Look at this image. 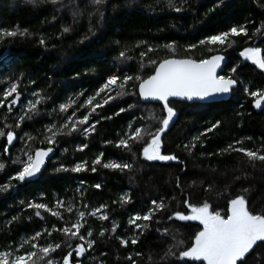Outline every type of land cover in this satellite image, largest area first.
<instances>
[{"label":"trees","instance_id":"obj_1","mask_svg":"<svg viewBox=\"0 0 264 264\" xmlns=\"http://www.w3.org/2000/svg\"><path fill=\"white\" fill-rule=\"evenodd\" d=\"M172 4L170 8L168 0H104L97 10L93 0H58L55 5L46 0H37L35 4L29 0H0V28L26 29L30 33L0 40V53L9 52L7 61L0 56V99H5L2 92L9 80H19L18 91L22 96L10 112L8 100L13 97L6 98L0 106V128L7 131L8 125L16 134L8 152L4 150L6 136L0 137V162L5 163V169L0 171V185L7 184L9 177L19 170V165L12 161L24 157L21 150L34 154L36 148H47L45 137L49 133L45 128L63 123L88 96H95L108 76L122 79L127 74L146 78L154 71L150 60L158 62L170 56L203 59L222 53L228 58L222 75H229L230 69L235 68L232 78L238 83L231 98L225 101H170L177 115L162 134L161 143L162 154L179 158L170 161L147 160L142 155L147 137L140 142L130 141V149L116 144L136 127L151 131L159 127L163 104L142 102L136 81L125 86L126 95L116 97L117 88L101 93L94 103H101L107 95L115 98L89 117L88 124L99 121L95 131L87 135L81 130L58 135L51 145L56 155L36 180L23 183L13 180L12 187L0 189V251L5 248L21 251L24 237L40 231L41 236L24 244L23 250H31V243L40 246L59 243L61 247L50 253L55 264H63V256L70 252V264H131L129 256L136 264H202L192 258H180L181 249L176 250L177 255L162 259L173 243V234L190 246L202 227L199 221L178 218L168 221L167 217L175 211L190 214L184 200L192 205L206 201L210 210L224 213L230 199L244 194L250 210L264 213V162L256 161L253 165L238 151H223L234 141L240 142L234 145L237 148L256 150L264 145V110L256 111L253 106L259 92H264V69L240 55L246 47H259L264 55V34L253 36L254 29L264 22V0H172ZM77 8L81 14L74 17ZM234 25H245L247 35L230 36L234 41L230 46L227 42L199 45L205 36L227 31ZM62 26L70 27L71 31L61 35ZM250 36L253 38L249 39ZM41 37L45 39L44 45L38 42ZM173 41L174 52L163 47ZM190 44L197 47L189 49ZM149 47L153 50L148 51ZM123 50H127V58H118ZM141 52L146 53L143 58ZM258 90L256 97L249 94ZM36 92L46 99L37 105L38 113L31 120L25 119L16 127L18 116L27 110L26 100L31 97L34 101ZM69 99L75 103L67 112H60L59 105ZM129 105L135 107L130 109ZM121 108L125 111L120 112ZM87 110V105L79 108L77 116ZM216 121L220 124L206 132ZM25 134L33 137L27 144ZM194 137L199 139L194 141ZM193 143L195 147L189 152L184 146L191 147ZM79 145L87 147L79 150ZM100 154H103L101 163L93 165L92 161ZM109 161L126 162L132 167L123 171L104 168L103 164ZM78 163L84 164L82 170L71 171ZM61 165L68 170H58ZM93 167L96 171H92ZM124 194L130 199L121 203ZM162 197L168 210L157 213L151 221H137L148 224L142 232L128 223L136 213L147 212L152 200L160 201ZM57 200L64 201L65 206L58 207ZM29 202L47 204L53 211H60L61 217L45 209H40L37 217V210L27 207ZM69 203L73 205L72 213L66 211ZM102 204L107 205L101 213L107 211L108 220L88 215ZM77 211L86 212L80 232L84 241L68 238L60 231L75 222ZM113 221L118 226L115 232L110 231ZM89 228L93 232L91 237L87 235ZM101 228L109 231L101 236ZM163 229H169L167 236L158 231ZM117 237L128 243L122 245ZM133 237L136 244L131 243ZM88 239L96 241L91 249L87 248ZM81 243L86 252L75 256V246ZM245 259L246 264H264V242L258 241Z\"/></svg>","mask_w":264,"mask_h":264},{"label":"snow or ice","instance_id":"obj_2","mask_svg":"<svg viewBox=\"0 0 264 264\" xmlns=\"http://www.w3.org/2000/svg\"><path fill=\"white\" fill-rule=\"evenodd\" d=\"M30 3H37V0H29ZM53 5L57 4L58 0H46ZM93 3L99 6L104 3V0H93ZM169 7H173L172 0H168ZM63 7V5H61ZM180 11L179 8L175 9ZM81 12L77 8L73 12V16L80 15ZM71 31L70 27H63L61 35ZM248 28L245 25L232 26L227 31L219 32L218 34L205 36L204 39L200 40L199 45L203 46L208 45H225L226 42L230 46L234 41L230 40V36H241L247 35ZM256 34H264V22H261V26L257 27L253 31V36ZM25 36L30 35L27 30L19 29H4L0 28V40L5 37H15V36ZM253 37L250 36L249 39ZM83 39L81 43H83ZM39 44L44 45L45 39L41 37L39 39ZM166 49H170L173 52L175 51V42H169L163 46ZM197 45L190 44L188 45L189 49H195ZM153 49L149 47L148 51ZM126 51L123 50L119 53L118 58H127ZM211 51V49H209ZM146 55L145 52H141L140 56L143 58ZM240 55L247 60L255 63L260 69H264V55H262V50L259 47H246L243 51L240 52ZM0 56L3 57L4 61L9 59V52L5 50L3 53H0ZM225 59L224 56L220 54L209 55L203 59H177L175 56H170L169 58L161 59L158 62L149 61V64L154 65V71L152 74L148 75L146 78L140 75L130 76L125 74L123 78L117 75L108 76L105 83L96 91L95 96H88L84 101V104L78 106L76 111H73L71 115L59 124L57 127L55 124H50L45 128V132L49 133L45 140L49 145L47 148H36L34 154L32 151H26L22 149L23 156L25 159L16 157L13 159V164L19 165V170L14 173V175L9 177V181L5 185H0V189H7L12 187V181L18 180L24 182L27 179L33 178L37 173L41 171L42 166L45 163V158L50 152H52L53 143L56 140L58 135H71L72 132L81 130L85 135L89 134L92 131H95V124L99 121H93L91 124H88L89 117L96 112L97 108L102 107L104 104H107L110 100H113L115 97L112 95H107L106 99H103L101 103L97 104L93 101L101 93L111 92L114 88H117L116 97L121 95H126L125 86L130 81L138 82V95L142 99H155L160 102H163L162 111L164 115L159 120V127H156L154 131L149 130L147 127H136L134 131L130 133H125L117 142V147H122L124 149H130L132 144L130 141L140 142L144 141L147 137L146 143L142 149V155L147 160H161V161H170L178 160L179 158L174 154H161V143H162V134L169 128L170 122L173 121L174 117L177 115L175 107L171 106L169 98L170 97H180L186 98L187 100H193V98H198L204 100L212 96H219L227 94L230 92V89L233 85L237 83L236 79L232 78V73H235L236 69H230L229 75H220L217 72V69L221 68V62ZM143 67V65H141ZM19 80H9L8 87L3 89L2 96L6 99L8 97H13L11 100H8L9 105H14L18 102L20 97V92L18 91ZM245 91L248 92V89L245 88ZM258 91L250 92L249 94L253 97L258 95ZM13 94H15L13 96ZM34 101H28L27 110L24 115L18 116L16 127H19L21 122L25 119L31 120L33 115L38 113L37 105L42 103L46 98L41 96L39 92L33 93ZM260 98L254 101L256 107H260L261 100H264V92H259ZM5 99H0V106L5 104ZM75 103L74 100L69 99L66 103H61L59 105L60 112H67L69 108ZM88 106V110L82 116H77V111L79 108ZM130 109L134 108L135 105H129ZM8 111H12L11 107L8 108ZM120 112H124L125 109L121 108ZM110 118V117H109ZM104 119V117H101ZM88 124L87 127L79 128L81 125ZM220 124V121H216L212 124L210 129H205V131H211L212 128H216ZM9 130L5 131L0 128V137L6 136L8 144H12L15 138V132L11 130V127L5 125ZM129 128H132V125L129 124ZM55 129V130H54ZM27 136V141L33 139V137L25 134ZM199 139L194 137L193 140ZM239 141H234L233 144H229L226 149L223 151H238L247 157L249 163L255 164L256 161L264 162V145L262 148L252 150L244 147H234L235 144H239ZM8 144L5 145V152L8 151ZM87 145H79V150H83ZM189 152L192 147H195L193 143L191 147L189 145L184 146ZM103 154L97 155L95 160L92 161L93 165L101 163V156ZM84 167L83 163H78L71 168L73 172H79ZM104 168L109 169H119L123 171L124 169H130L132 167L129 163H118L114 161H109L103 164ZM5 169V163L0 162V171ZM58 170H65L63 165ZM92 171H96V168L93 167ZM177 186L179 187V181H177ZM96 188H100L99 184L95 185ZM210 187V186H209ZM244 192L247 189L243 190ZM130 197L127 194H124L120 198L121 203H126ZM174 199V197L172 198ZM184 204H187L191 209L190 214L185 215L183 212L175 211L167 217L168 221H172L174 218L184 221H199L202 227L194 235V238L190 241V246H187L185 241L182 239H177V236L173 234L171 239L172 244L168 246L165 250L162 259H167L168 257H173L177 255L176 250L181 249L178 252L180 258H193L195 260H202L204 264H246V254L253 249L254 245H257V242H264V213L253 212L248 206V202L244 194H238L233 199H230L227 202L226 212L222 213L219 210L212 211L210 210V205L208 202H203L199 205L189 204L188 200L183 201ZM56 205L58 207H64V201L57 200ZM151 207L148 208L147 212L143 215L136 213L134 216L130 217L128 220L129 224L135 226V228L140 229L141 232L143 229L148 227L147 223L141 224L137 221H151L153 217L160 212L167 211L169 206L164 202L162 197L160 201L152 200ZM29 208H35L37 211L35 215L40 216V209H45L49 211L53 216L61 217L60 211H53L44 203H33L29 202L27 204ZM87 209V205H84ZM102 209H107V205H100L98 208H93L88 215L94 216L101 221H106L109 219L107 211L101 213ZM66 211L69 213L73 212V205L69 203L66 207ZM100 213L99 215H97ZM86 216L85 211H77V219L75 222L69 225H65L60 231L68 238H79L81 241L85 240V236L80 234L81 229L84 227V223L81 221L84 220ZM16 217H13L15 220ZM55 227V226H54ZM117 224L113 221L111 232L117 230ZM109 231L108 229L101 228L100 235L103 236ZM161 231V234L167 236L169 229L158 230ZM51 233H49L50 235ZM93 234L92 229L89 228L87 231L88 237H91ZM41 236V232L37 231L33 236L27 237L20 243V249L18 253H14L13 250L0 251V264H55V261L50 258V253L54 252L56 249L60 248L61 245L57 244H47L46 246H40L35 243H31V250H23L24 244H28L31 241L36 240ZM119 242L122 245H126L128 240L123 237H117ZM96 243L93 239L87 240V248L91 249ZM132 244L137 243L136 237L131 239ZM86 252L84 245L77 244L74 249L75 256H81ZM72 255L70 252L68 255L63 256V264H70L69 257ZM137 256L141 255L136 253ZM131 260V264H136L135 260L131 259V256L128 257ZM79 264V262H77Z\"/></svg>","mask_w":264,"mask_h":264},{"label":"water","instance_id":"obj_3","mask_svg":"<svg viewBox=\"0 0 264 264\" xmlns=\"http://www.w3.org/2000/svg\"><path fill=\"white\" fill-rule=\"evenodd\" d=\"M216 54H220V55H222V56L225 57V59L221 62V68L217 69V72L220 75H222V72L224 70V67H225V65L228 62V58L225 55H223L222 53H216ZM213 55H215V54H213ZM175 58H177V57H175ZM184 58H188V57H184ZM184 58H177V59H184ZM190 59H193V58H190ZM237 84L238 83H236L235 85H233L232 88L230 89V92L227 93V94H223V95H219V96H212V97L206 98L204 100H200L198 98H193V100H187L186 98L170 97L169 98V101H171V100H178V101H187L189 103H195V102H199V103H209V102H216V101H225V100H228L229 98H231L232 93H233V89L237 87ZM138 92H139V89H138ZM259 98H260V96L257 97L256 100L259 99ZM140 99H141L142 102H145V103H150L151 102V103H161V104H163V102H160V101L155 100V99H152V98H149V99H146V100L145 99H142V98H140ZM19 100H20V98H19ZM253 106H254V108H255L256 111H262V110H264V100H261L260 107H256L255 104H253ZM15 140H16V135H15V138H14V141H13L12 144H8V142H7V144H8V151L10 150V148H12ZM55 155H56V150H55L54 147H52V152H50L48 154V156L45 158V163L42 166L41 171L39 173H37L33 178H30V179H27V180H30V181L36 180L42 174V172L46 169L49 161L52 158H54Z\"/></svg>","mask_w":264,"mask_h":264},{"label":"rangeland","instance_id":"obj_4","mask_svg":"<svg viewBox=\"0 0 264 264\" xmlns=\"http://www.w3.org/2000/svg\"><path fill=\"white\" fill-rule=\"evenodd\" d=\"M244 58V57H243ZM245 60H247L246 58H244ZM248 61H250V60H248ZM252 62V61H251ZM28 101H31V97L29 98L28 97V99L26 100V103H28ZM24 104V103H23ZM161 154H162V152H161ZM26 157H23L22 159H25ZM27 237H31V236H25L24 237V239H26ZM23 238V237H22ZM7 250H13V249H11V248H5V249H2L1 251H7ZM19 249L17 248L15 251H14V253H18L19 251H18ZM251 251V250H250ZM247 255V254H246ZM193 259V258H192ZM199 261H201L202 262V264H204V262L202 261V260H199Z\"/></svg>","mask_w":264,"mask_h":264},{"label":"flooded vegetation","instance_id":"obj_5","mask_svg":"<svg viewBox=\"0 0 264 264\" xmlns=\"http://www.w3.org/2000/svg\"><path fill=\"white\" fill-rule=\"evenodd\" d=\"M19 98L21 99L22 96H20ZM19 103H20V100H19L16 104H14V105H9V104H8V107H11V109H12L13 107L17 106ZM22 183H23V182H22ZM15 190H16V188H15Z\"/></svg>","mask_w":264,"mask_h":264}]
</instances>
